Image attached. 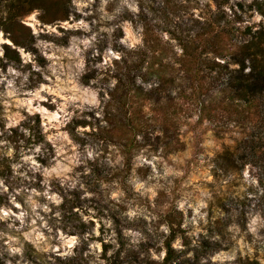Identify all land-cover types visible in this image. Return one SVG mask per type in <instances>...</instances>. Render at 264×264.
I'll list each match as a JSON object with an SVG mask.
<instances>
[{"label": "rangeland", "instance_id": "obj_1", "mask_svg": "<svg viewBox=\"0 0 264 264\" xmlns=\"http://www.w3.org/2000/svg\"><path fill=\"white\" fill-rule=\"evenodd\" d=\"M254 1L0 0V264H264L263 171L216 161L259 130L230 120L209 84L220 68L181 60L175 38L208 23L254 32ZM10 10L30 47L2 24ZM146 30L150 62L177 74L159 95L127 53ZM224 53L202 58L232 68ZM125 57L135 86L121 98Z\"/></svg>", "mask_w": 264, "mask_h": 264}, {"label": "trees", "instance_id": "obj_2", "mask_svg": "<svg viewBox=\"0 0 264 264\" xmlns=\"http://www.w3.org/2000/svg\"><path fill=\"white\" fill-rule=\"evenodd\" d=\"M26 1L32 3L38 0ZM22 4V0H19L17 6L21 7ZM252 5L256 6L264 15L263 1L255 0ZM15 17L16 13H12V10H10L2 24H6L8 29L12 30L14 35L11 38L14 44L30 47L34 40V34ZM186 30L188 31L186 34L175 37L182 45V53L179 58L187 62L197 63L199 61L200 64L204 62L213 63L212 66L208 64L210 69H214V65L218 66L220 71H217L211 77L212 80L209 81L210 85L219 87L215 93L219 97L218 102L223 109L229 112L228 117L230 120L235 115L236 120L233 119V121L241 125L254 122L255 129L259 130L257 136L252 133L250 138H247V136L243 138L234 149L227 148L219 154L216 158L217 165L225 171H233L239 170L241 165L252 161L260 166L264 175V27L254 32L251 28H247L241 31L240 35H237L238 29L230 23L220 25L218 28L214 27L212 23H208L201 25L199 28L189 27ZM145 35L144 46L139 49L128 50L127 53L140 58L138 65L134 67L135 70L141 71L143 62H147V70L144 75L154 76L159 80L158 87L149 93L159 95L158 90L160 91L164 87V82L174 84L177 74L175 76L171 75L167 81L162 69L154 67V63L150 62V58L156 57L160 54V51L149 41L148 30H146ZM243 36H248V38ZM233 38L238 40L233 41ZM6 48L7 54L12 52L19 56L10 46L6 45ZM220 50L225 51L223 56L230 55L229 63L234 65L232 68L227 63L221 64L215 60H210V62L202 58L209 51L219 53ZM122 61L126 65L127 73L123 72L121 74L126 75V78L132 83L120 78V85L116 88V91L120 92V87L122 88L125 95L121 98L127 96L132 90L131 86H135L133 78H130L131 68L128 66V60L125 57ZM173 69L178 72V75L180 74L179 70L181 68L178 69L173 66ZM144 75L143 77H145ZM182 77L192 78L189 68ZM206 83H204V86ZM136 89L141 93L144 92L141 85H137ZM171 98L176 99L175 96ZM180 106H183V104ZM174 108L173 113H176V104ZM177 127L175 122L167 127L172 138H175L178 133ZM240 160L244 162L241 164Z\"/></svg>", "mask_w": 264, "mask_h": 264}]
</instances>
